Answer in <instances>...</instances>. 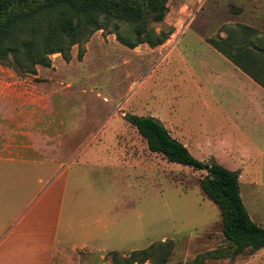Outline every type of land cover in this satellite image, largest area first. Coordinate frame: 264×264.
Instances as JSON below:
<instances>
[{
  "label": "rangeland",
  "instance_id": "obj_1",
  "mask_svg": "<svg viewBox=\"0 0 264 264\" xmlns=\"http://www.w3.org/2000/svg\"><path fill=\"white\" fill-rule=\"evenodd\" d=\"M167 5L164 21L153 25L157 33L170 30L159 46L129 49L100 30L72 46L68 61L53 54L33 74L0 64V104L16 108L10 120L34 116L52 161L60 155L49 176L65 182L58 234L78 245L91 240L93 253L82 264H111V251L124 256L164 242H171L167 264H185L229 246L219 208L199 185L205 172L150 152L125 115L157 119L199 161L237 164L243 204L264 228V144L258 141L251 160L237 162L229 151L235 134L252 148L253 134L226 108L235 104L230 77L221 79L222 57L208 43L231 35L248 45L249 36H264V0ZM202 264H264V248Z\"/></svg>",
  "mask_w": 264,
  "mask_h": 264
},
{
  "label": "trees",
  "instance_id": "obj_2",
  "mask_svg": "<svg viewBox=\"0 0 264 264\" xmlns=\"http://www.w3.org/2000/svg\"><path fill=\"white\" fill-rule=\"evenodd\" d=\"M169 0H0V64L21 73H35L36 66L49 67L50 56L69 60L72 46L80 45L97 31L109 30L121 45L132 49L140 44L156 47L170 34L155 32L164 21ZM208 43L264 88V45L236 43L226 35ZM220 44V46H219ZM252 69V70H251ZM145 140L150 152L168 162L203 171L201 190L218 208L222 235L229 243L225 251L215 249L197 255L185 264H202L209 256L230 257L264 248V228L251 220L240 196L239 172L211 160L195 159L188 149L172 138L157 119L125 115ZM171 242L151 244L121 255L111 251V264H167Z\"/></svg>",
  "mask_w": 264,
  "mask_h": 264
},
{
  "label": "crops",
  "instance_id": "obj_3",
  "mask_svg": "<svg viewBox=\"0 0 264 264\" xmlns=\"http://www.w3.org/2000/svg\"><path fill=\"white\" fill-rule=\"evenodd\" d=\"M248 38L250 46L257 40L264 45V36ZM220 55L225 69L221 79L223 74L230 77L225 84L235 101L233 107L226 108L236 116L239 128L253 134L250 149L238 141L236 134L235 141L229 138L226 145L237 162L251 160L258 141L264 144V88ZM15 111L0 104V264H82L83 257L93 253L88 245L91 240L78 245L60 240L58 234L65 182L59 175L51 183L49 176L50 165L61 162L60 155L52 161L34 116L26 121L10 120ZM217 163L231 171L238 168L237 164L233 167Z\"/></svg>",
  "mask_w": 264,
  "mask_h": 264
}]
</instances>
